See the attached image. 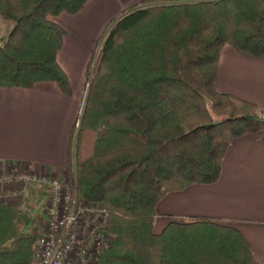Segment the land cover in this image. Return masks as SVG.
Segmentation results:
<instances>
[{
  "label": "trees",
  "instance_id": "1",
  "mask_svg": "<svg viewBox=\"0 0 264 264\" xmlns=\"http://www.w3.org/2000/svg\"><path fill=\"white\" fill-rule=\"evenodd\" d=\"M88 1L0 0L12 25L0 42V88L52 82L71 96L57 60L66 31L52 17ZM226 44L264 57V0H143L101 35L68 149L77 196L108 210L111 240L97 264H264L234 221L197 216L153 230L168 192L216 183L230 143L264 134V110L215 88ZM30 196L0 201V264L31 263Z\"/></svg>",
  "mask_w": 264,
  "mask_h": 264
},
{
  "label": "crops",
  "instance_id": "2",
  "mask_svg": "<svg viewBox=\"0 0 264 264\" xmlns=\"http://www.w3.org/2000/svg\"><path fill=\"white\" fill-rule=\"evenodd\" d=\"M141 1L89 0L76 14L52 17L66 31L57 60L69 78L72 94L63 95L52 82L32 88H0V174L26 172L67 179L71 130L85 96L88 65L96 44L106 25ZM11 26L0 17V42ZM84 39L90 41L79 42ZM80 46L87 48L76 52L74 47ZM72 52L85 56L76 74L69 57ZM215 88L264 110V57L240 55L224 45ZM40 195V191H31L29 198L38 200ZM155 211L156 233L171 219L206 216L234 221L252 251L264 256V134L235 138L226 150L216 183L168 192Z\"/></svg>",
  "mask_w": 264,
  "mask_h": 264
},
{
  "label": "built area",
  "instance_id": "3",
  "mask_svg": "<svg viewBox=\"0 0 264 264\" xmlns=\"http://www.w3.org/2000/svg\"><path fill=\"white\" fill-rule=\"evenodd\" d=\"M30 191L46 197L47 222L33 244L30 264H97L102 245L111 240L107 208L80 199L75 181L26 172L0 174V201L22 200Z\"/></svg>",
  "mask_w": 264,
  "mask_h": 264
},
{
  "label": "rangeland",
  "instance_id": "4",
  "mask_svg": "<svg viewBox=\"0 0 264 264\" xmlns=\"http://www.w3.org/2000/svg\"><path fill=\"white\" fill-rule=\"evenodd\" d=\"M115 20H117V17L114 18L108 25H106L103 30L106 31L115 22ZM89 41L90 40L84 39V40L79 41V42H84V44H85V42L88 43ZM75 44H77V43H75ZM77 45H79V44H77ZM96 46L97 47H95L93 55H96L97 52H98V49H99L98 42H97ZM86 48L87 47H85V46H82V47L80 46V47H74V50L77 52L78 50H81V51L82 50H86ZM76 52H72L69 55L70 61H72L71 64L73 66V71H74L75 74H76V72H78L79 65L82 67L83 62H84V59L83 58H85V56L82 55V53H76ZM93 55H92V57H93ZM92 57H91V59H92ZM72 77H73V75H72ZM83 102L84 101H82V104H83ZM81 109H82V105H81ZM81 109H80V111H81ZM80 111H79V113H80ZM56 179H59V178H56ZM63 180H65L68 183H74V181H75L74 169L71 170L68 167V176H67V179H63ZM75 187H76V185H75ZM76 192H77V190H76ZM22 200L21 199H13V200H9V201H7L5 203H12V204L23 205L24 202ZM29 201H30V204H34V205H32L33 206V213H32V217L33 218H32V222H31V225H30V227H29V229H28L27 232L28 233H31L33 231H36L37 234H38V236H39V235H41L45 231V226L47 225V222H46V214H45L46 213V211H45L46 210V197L44 195H40V197H39L38 200L29 199Z\"/></svg>",
  "mask_w": 264,
  "mask_h": 264
},
{
  "label": "water",
  "instance_id": "5",
  "mask_svg": "<svg viewBox=\"0 0 264 264\" xmlns=\"http://www.w3.org/2000/svg\"><path fill=\"white\" fill-rule=\"evenodd\" d=\"M118 19H119V18H118ZM118 19H117V20H118ZM115 22H116V21H115ZM86 88H87V87H86ZM85 95H86V91H85ZM84 98H85V96H84ZM83 100H84V99H83Z\"/></svg>",
  "mask_w": 264,
  "mask_h": 264
}]
</instances>
